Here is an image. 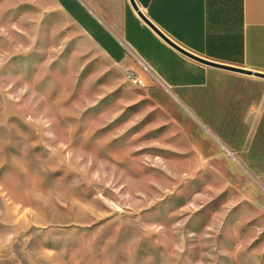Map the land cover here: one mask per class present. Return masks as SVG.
<instances>
[{
    "label": "rangeland",
    "instance_id": "rangeland-1",
    "mask_svg": "<svg viewBox=\"0 0 264 264\" xmlns=\"http://www.w3.org/2000/svg\"><path fill=\"white\" fill-rule=\"evenodd\" d=\"M131 59L57 0H0V264H264V159Z\"/></svg>",
    "mask_w": 264,
    "mask_h": 264
},
{
    "label": "crops",
    "instance_id": "crops-1",
    "mask_svg": "<svg viewBox=\"0 0 264 264\" xmlns=\"http://www.w3.org/2000/svg\"><path fill=\"white\" fill-rule=\"evenodd\" d=\"M133 1L188 52L264 74V0ZM57 2L108 57L131 68L136 57L221 150L233 159H264V79L186 59L137 18L128 0Z\"/></svg>",
    "mask_w": 264,
    "mask_h": 264
},
{
    "label": "water",
    "instance_id": "water-1",
    "mask_svg": "<svg viewBox=\"0 0 264 264\" xmlns=\"http://www.w3.org/2000/svg\"><path fill=\"white\" fill-rule=\"evenodd\" d=\"M128 3L131 7V9L136 14L137 18L150 30L154 35H156L165 45H167L169 48H171L176 53L180 54L181 56L185 57L186 59L193 61L195 63H198L200 65L219 69L231 73L246 75V76H252L255 78L264 79V74L259 73H253L250 71H246L244 69L226 66L222 64H218L209 60H206L204 58H201L193 53L188 52L187 50L183 49L181 46L177 45L173 41H171L167 36H165L159 29H157L148 19L147 17L139 10L138 6L134 3L133 0H128ZM162 85V84H161ZM163 86V85H162Z\"/></svg>",
    "mask_w": 264,
    "mask_h": 264
},
{
    "label": "clouds",
    "instance_id": "clouds-1",
    "mask_svg": "<svg viewBox=\"0 0 264 264\" xmlns=\"http://www.w3.org/2000/svg\"><path fill=\"white\" fill-rule=\"evenodd\" d=\"M12 239H13V236L9 235V236L6 238V240H4V241H0V243H2V244L10 243V242L12 241Z\"/></svg>",
    "mask_w": 264,
    "mask_h": 264
},
{
    "label": "built area",
    "instance_id": "built-area-1",
    "mask_svg": "<svg viewBox=\"0 0 264 264\" xmlns=\"http://www.w3.org/2000/svg\"><path fill=\"white\" fill-rule=\"evenodd\" d=\"M152 76V75H151ZM155 79V78H154ZM156 80V79H155Z\"/></svg>",
    "mask_w": 264,
    "mask_h": 264
}]
</instances>
